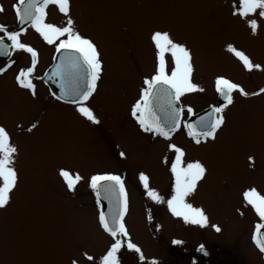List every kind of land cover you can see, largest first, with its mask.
<instances>
[{"label": "rangeland", "instance_id": "obj_1", "mask_svg": "<svg viewBox=\"0 0 264 264\" xmlns=\"http://www.w3.org/2000/svg\"><path fill=\"white\" fill-rule=\"evenodd\" d=\"M13 1L0 0V6L9 7ZM70 5L76 29L93 40L103 62L97 92L88 105L99 123L70 111L60 115V106L46 99L47 91L40 84L34 83L35 96L21 89L15 76L23 68L12 67L0 74V126L18 149L14 166L19 175L10 206L0 210V264H70V258L89 264L84 252L98 264L111 241L99 227L98 208L86 181L104 173L124 180L129 202L126 228L146 261L188 264L198 244L205 245L213 258L231 254L246 261L245 249L256 259L257 250L248 247L247 236L258 219L255 210L243 202L242 193L255 188L264 195V94L243 97L234 93L215 141L194 146L178 132L168 142L184 150L185 163L199 160L206 166L204 178L186 198L208 217L209 224L203 228L186 224L168 210L174 178L167 176L174 156L166 153L168 144L133 127L128 107L138 98L144 78L154 74L153 30L168 31L192 51V80L203 91L181 97L186 113L189 106L199 114L217 104V76L249 93L264 88V70L247 71L226 51L232 44L264 69V22L256 35L251 34L231 15L233 0H70ZM52 10L45 22L63 26L66 18L58 8ZM25 40L48 58L52 45L37 32L28 29ZM13 60L19 65L21 53L16 51ZM33 123L36 128L24 132ZM62 167L85 177L72 192L58 175ZM140 172L149 176L150 186L163 203L147 197L138 181ZM174 240L181 243L173 244ZM213 240L233 246L213 244ZM137 257L126 246L118 253L120 264H141Z\"/></svg>", "mask_w": 264, "mask_h": 264}, {"label": "snow or ice", "instance_id": "obj_2", "mask_svg": "<svg viewBox=\"0 0 264 264\" xmlns=\"http://www.w3.org/2000/svg\"><path fill=\"white\" fill-rule=\"evenodd\" d=\"M54 5L66 18L63 26L46 23V9ZM17 21L20 25H28L39 34L45 43L54 45L59 63L54 64L51 73H46L53 81H58L60 94L56 98L75 105V111L93 124L99 123L87 102L97 89V82L103 72V62L97 45L92 39L82 35L75 27V22L70 15V0H18L13 5ZM0 6V13L4 12ZM231 15L238 18L250 29L251 34L256 35L264 22V0H233ZM20 31L8 30L0 25V56H11L13 51H23L30 55L31 66L20 69L15 76L16 84L36 94V86L33 83V73L38 62L37 51L21 42ZM5 38L7 43L5 42ZM150 42L154 46L155 70L154 74L143 80V87L139 93V99L131 106V116L139 125L141 131L153 136L162 137L171 141L174 132L184 129L187 136L197 145L215 141L217 133L225 124L224 112L234 102L233 93L243 97L264 94V88L255 92H247L244 88L225 78L217 76L214 81L215 91L224 101L223 104L213 105L206 113L196 116L193 109L187 107L188 119H184L185 108L181 106V97L185 94L203 91L192 80L193 55L191 49L182 42L176 41L165 30H153L150 34ZM226 51L234 56L249 72L264 70L260 64H255L243 51L234 45L228 44ZM14 61H9L6 67H0V74L7 71ZM36 124L27 129L31 132ZM9 132L0 126V210H5L12 202V196L18 187L19 175L15 168V156L18 152L10 142ZM168 148L174 153L171 161V175L174 178L171 198L167 199V208L172 216L182 218L187 224L205 227L209 219L202 208L194 207L186 198L193 193L206 172V166L199 160L184 162L185 152L179 146L169 143ZM123 156V153H120ZM253 162V157H248ZM167 162V161H166ZM58 175L62 178L69 192L85 180L79 172H72L67 168H60ZM139 184L142 185L147 197L155 203H163V197L150 186V178L144 172L138 175ZM88 186L95 194V202L98 208V224L102 230L111 237L110 247L100 257L98 264H120L118 253L126 246L139 254L141 264H158L156 260L146 261L141 249L131 241L125 224V215L128 212V193L124 180L120 175L104 173L94 174L87 178ZM242 200L255 210L260 221H264V195L255 188L243 191ZM104 202L107 203V211L103 210ZM216 231L221 229L217 225H211ZM264 223L255 225V234L252 241L261 253H264V235L261 230ZM181 241L174 240L173 244ZM203 245L198 251H203ZM84 259L89 264H97L95 258L83 253ZM70 264H78V260L70 258Z\"/></svg>", "mask_w": 264, "mask_h": 264}, {"label": "flooded vegetation", "instance_id": "obj_3", "mask_svg": "<svg viewBox=\"0 0 264 264\" xmlns=\"http://www.w3.org/2000/svg\"><path fill=\"white\" fill-rule=\"evenodd\" d=\"M17 3H18V0H14L9 7L2 6L5 11L2 12V13H0V25L6 26L8 30H15V31H17V29H16V26H17V18H16V15H15V12L13 10V5H15ZM51 8L53 9V8H55V6L54 5H49V7L46 9L47 15H46V20L45 21H47L49 19V17L51 16V13L53 11ZM25 29H26L25 31H22L21 32V36L22 37L25 36L23 38V43H25V44L33 47L37 51V53H38V62H37L36 68H35L34 73H33V83H35L36 85H39L40 84L43 88H45V90L47 91V94H46V99L47 100L48 99H51L52 101H56V104L60 106V111H59V114L60 115L67 116L68 115L67 112L70 111V114L71 115H73L75 117H78L80 119H84V118H82V116H80L79 113H77L75 111V105L57 99L56 96H54L53 94H51L50 89H49V86L42 80L43 74L50 68V66L53 63L54 56H55V54H57L56 51H55V46L52 45V47L50 49L51 50L50 51V55L48 56V58H47V56L45 54H44V56H42L41 53H40V49L39 48L34 47L33 44H30V43H27L26 42L25 39H26L27 30L29 29V27H26ZM0 35H2V33H0ZM42 41H43V39H42ZM5 42L7 43L6 38H5ZM42 45H44V44H42ZM43 47L45 48V45ZM47 50H49V49H47ZM15 52L16 51H13L12 52V55L10 57L9 56H5V57H1L0 56V63L3 64V67H6L7 64L9 63V61L12 60L13 54ZM17 52H20L21 53L23 61L20 60L19 61V65H18V64H15L16 62L13 60L14 63L12 64V66L10 68H12V67H19V68L25 69V68L31 66V57H30V55L27 54V53H25V52H23V51H17ZM45 53H46V50H45ZM43 58H44V60H43ZM45 61H47V62H45ZM43 64L45 65L44 67H43ZM10 68H8V69H10ZM37 71H41L40 75H38V76L35 75V73ZM99 81L97 82V88H98ZM15 83H16V81H15ZM96 92H97V89H96L95 93L92 95V97H90L89 101L87 102L88 105H89L91 99L96 94ZM137 99H139V95H138V98ZM137 99H135L134 102H131V104L129 105V107H128V116H129V119L132 121L133 127L136 128L138 131H141L140 128H139V125L136 123V121L131 116V106H132L133 103H135V101ZM213 105H215V104H213ZM50 106H51V104H50ZM65 112L67 113V115H66ZM30 127L31 126H29L27 129H29ZM27 129L24 132H27ZM178 131H176V132L173 133L172 139L174 138V136L177 134ZM24 132H22V133H24ZM180 132H182V130H180ZM183 134H184V137H185L184 140L190 141L191 144L194 145V146H205L209 142H212L211 140H209L207 143H201L200 145H197V144H195L187 136V134L185 133L184 130H183ZM143 135L156 138V139H158L161 142H165V144H168V142H170V141L164 140L162 137L153 136L150 133H145L144 132ZM172 139H171V141H172ZM165 151L167 153L170 150H165ZM170 152L174 156V153L172 151H170ZM168 172H169V176H167V179L169 180V178H172L170 168L168 169ZM164 188H165V192H167V190H168V183L165 184ZM88 193L91 194L92 196H94V198H95V194L93 192H88ZM253 214L256 215L255 212ZM256 218L258 219L257 221L259 222L260 219H259V217L257 215H256ZM257 221H256L255 225L258 223ZM260 223H264V221H260ZM255 225L252 227V229L250 231V234H248L247 240H248V247H251V248H254V249L257 250V251H254L255 253L258 254V256H256V259L251 256L252 254L248 253L245 249H243V247H239V248H242L244 250L245 259H247L248 261L247 260L246 261H243L239 257H237L235 255H231V254L230 255H227L226 257H214L213 258V254H211V252L205 247V245L198 244L193 249L194 255L190 258L188 264H264V253H261L259 251V249L256 247V245L252 241V236H253V234H255ZM152 231H153V229H152ZM261 234L264 235V229L261 230ZM211 242H213V244L220 243V244H225L226 246H233V245H229V244H226V243H222V242L216 241V240H213ZM201 245H203L204 250L203 251H198V247H200ZM234 247H237V246H234ZM244 248H246V247H244ZM214 253L215 254H218L219 253V248H215ZM216 259H217V261H216ZM121 263H122V261H121Z\"/></svg>", "mask_w": 264, "mask_h": 264}, {"label": "water", "instance_id": "obj_4", "mask_svg": "<svg viewBox=\"0 0 264 264\" xmlns=\"http://www.w3.org/2000/svg\"><path fill=\"white\" fill-rule=\"evenodd\" d=\"M24 26H26V25H20V24H18V29L19 30H21L22 28H24ZM59 56V54L56 56V57H58ZM1 57H5V56H1ZM56 63H59V60L58 59H56L55 60V62H54V64H56ZM54 66V65H53ZM53 66H52V68H53ZM52 68L47 72V73H51V70H52ZM43 80H44V82L45 83H47L49 86H50V90H51V93L54 95V96H59V94H60V89H59V87L57 86L58 85V81H53L51 78H50V76H46V75H44V77H43ZM221 100V102H222V99H220ZM210 110V109H209ZM209 110H207V111H209ZM206 111V112H207ZM206 112H204V113H206ZM204 113H202V114H204ZM202 114H200V115H202ZM199 116V115H198ZM197 117V116H196ZM196 117H194V118H192L193 120H195L196 119ZM103 210L106 212L107 211V203L106 202H104V204H103Z\"/></svg>", "mask_w": 264, "mask_h": 264}, {"label": "bare ground", "instance_id": "obj_5", "mask_svg": "<svg viewBox=\"0 0 264 264\" xmlns=\"http://www.w3.org/2000/svg\"><path fill=\"white\" fill-rule=\"evenodd\" d=\"M218 134V133H217Z\"/></svg>", "mask_w": 264, "mask_h": 264}]
</instances>
